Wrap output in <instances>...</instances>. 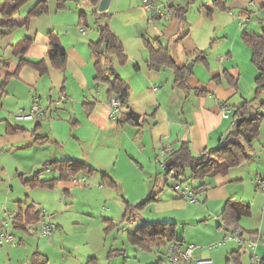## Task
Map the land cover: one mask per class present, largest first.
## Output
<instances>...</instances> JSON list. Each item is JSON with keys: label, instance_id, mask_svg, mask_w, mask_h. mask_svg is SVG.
<instances>
[{"label": "crops", "instance_id": "0c3cea01", "mask_svg": "<svg viewBox=\"0 0 264 264\" xmlns=\"http://www.w3.org/2000/svg\"><path fill=\"white\" fill-rule=\"evenodd\" d=\"M153 1L164 7L170 4L183 5L186 2V0ZM200 1L203 2L199 6L200 11L197 14L196 10L188 11L184 20L174 15L166 18L150 17L143 6V0H111L109 8L104 11L110 14L109 23L122 42L128 57L127 61L121 64L114 55L113 67L131 87L132 94L128 102L141 113L140 125L125 119V105L119 121L113 122L109 118L111 99L116 94H109L108 81L96 78V57L90 47V41H96L99 32L97 27L93 33H89L84 25L86 23L89 26V23L86 19H81V12L84 10L79 15L74 12L68 15L69 12H66L60 19L53 18V14L49 13L46 18L48 25L45 27L40 20L44 13L31 16L25 24L14 28L9 29L0 25V191L1 184L7 182L9 178L24 183V179L32 178L39 171L38 176L42 180L59 177V170L44 167V162L48 159L79 158L94 167L93 171H81L69 179L59 181L52 188L33 187L24 183L26 187L37 189H28L29 193L31 191L35 193L31 197L32 200L27 201L20 197L11 199L9 193L3 207L0 205V225L9 213L13 215L12 220L8 222L16 236L20 233L17 236L20 244L11 252L21 253L24 264H33L36 252L39 253L40 260L50 264L54 250L60 251L62 255L60 263L67 261L66 252L52 242L54 234L51 239L41 240L42 236L36 230L31 231L26 227L29 223L26 218L22 220L24 227L19 229L15 227L16 221L21 219L18 217L19 212L22 216H32V219L38 216L33 212L45 208L46 212H49L47 214L50 221L58 210L54 200L59 202L61 208H65L63 212L66 209L73 212L75 202L79 201L75 189L85 190L87 185H90L86 179L98 183L99 189L103 188L101 183L105 181L102 177L103 172L115 181V186L110 184L113 189L118 190V182H121L124 188L123 195L118 194L121 202L113 193L111 197L114 198L107 199L109 211L114 213L117 220L101 215L102 222L96 227L97 230L87 229L85 236L87 253L81 256L83 259L75 261V264H82L83 261L86 264H103L102 258L107 254L109 247L108 233L105 232L104 225L109 223L111 228L113 227L112 230L120 229L126 218L130 219L132 214L140 213L141 210L126 212L127 202H138L134 200L135 196L142 198L152 191H159L158 197L149 205L152 207L150 208L152 213L168 214L182 209L183 205L177 198H182L179 192L175 190L167 193L165 187L161 186V181L166 182L162 179V170L166 171L164 164L169 163L172 152L184 142H189L195 155L217 146L233 127V118L236 117L234 109L244 102L247 89L242 87L241 83L253 82L258 75V70L255 71L251 60L252 48L243 39V31L249 29L247 24L254 15L252 10L259 5L262 9L264 0H222L220 4L224 5V8H214L213 0ZM2 4L0 0V6ZM201 6L208 9L207 14L201 10ZM96 8L98 10V6ZM209 10L211 11L208 12ZM25 14L15 15V19L23 21L28 13ZM231 17L239 18V24L237 25V20L230 21ZM19 28H25L23 35L18 34L21 30ZM50 32L57 34L66 49L67 63L64 69L53 66L49 60ZM25 38H31L32 41L26 50H22L17 44ZM160 44L169 48L178 64H181L183 59L188 60L187 53L203 52L202 58L193 62V73L189 78L192 88L190 91L186 92L176 86L175 73L171 66L164 65L158 70L150 69L148 62L152 47L157 48ZM41 60L45 62V71L33 63ZM195 88L205 89L207 93L198 94ZM62 95L65 98L60 103ZM36 98H39L41 105L47 109V114L35 118L20 117L21 112L29 111ZM219 101L230 105L232 108L230 117L223 116ZM78 107H82L80 115L76 112ZM73 114L76 118L69 122L68 118ZM13 118L16 120L15 123ZM109 119L114 124H111ZM33 120L36 122L33 129L26 127L24 123H18ZM62 129L65 131L62 132ZM36 137L40 140L32 143ZM66 140L72 142L69 147L65 145ZM28 148L37 151L30 163L23 159L24 150ZM251 162L252 160L245 164L243 162L224 173L207 175L203 181H187L194 187L206 182L207 188L199 192V195H203V203L207 205L209 212L215 214L213 219L217 221V230L214 236L217 239L231 227L243 231L244 234L250 232L240 223L244 216L236 224L230 225L224 221V217L236 213L227 201L240 200L239 185L243 184L247 177L255 184L256 177L248 175L250 172L246 168ZM186 173L188 176L191 174L189 169ZM234 187L237 189L234 191L236 193H232ZM85 197L86 210L93 215L91 213L93 201L87 194ZM70 199L73 201L67 205ZM31 205L33 207L30 214H27ZM51 206L52 209H49ZM148 221L176 223L171 217L145 222ZM56 227L60 229V223ZM137 227L130 230L129 234L134 233ZM36 234L38 240H35ZM251 234L247 236H255ZM61 238L64 239V235ZM182 240V249L193 243L186 239ZM262 240L264 241V238ZM236 243L238 245L235 246L225 243L223 251L215 256V260L206 254L207 250L203 246V251L197 253L212 258L213 263H216L220 257L218 255L223 253L228 259L232 253L237 254L239 260H242V248L238 242ZM214 249L208 248V251ZM195 251L196 248L193 258ZM189 260L183 261V264H188ZM107 261L111 264L109 260Z\"/></svg>", "mask_w": 264, "mask_h": 264}, {"label": "rangeland", "instance_id": "374dc122", "mask_svg": "<svg viewBox=\"0 0 264 264\" xmlns=\"http://www.w3.org/2000/svg\"><path fill=\"white\" fill-rule=\"evenodd\" d=\"M4 1L5 0H2V2ZM193 2H194L193 5L190 7V10L188 11L193 12L194 10H196L197 12L195 13L197 14L200 11L199 6L203 2H201L200 0H195V1L193 0ZM35 3H36L35 0H28L22 6L21 10L19 11V14L26 15L25 13L26 12L28 13L29 9H31V7H33ZM94 9L95 7L91 5L88 0H48V11L44 12L45 15L42 16L40 20L43 23V27H45L48 25V19L46 18L49 15V13L53 14V18L55 17L57 19H60L64 14H66V12H69L68 15L71 14L70 12L78 13L79 15V13L82 10H84L87 17L86 18L87 23H89V26H87L86 28L89 31V33H93L92 31H95L97 29V26L95 24ZM201 10L207 14V10H208L207 8L204 9L201 6ZM252 14L254 15H252V17L250 18V22L247 24L249 26V29L257 33H262L264 28L261 24V20H263V25H264V9L263 8L261 9V6L259 5L257 6L256 9L252 10ZM55 15H57V17ZM149 15L150 17H152L150 12ZM228 19L229 17L227 16V20ZM234 20H237V25H238L240 19L237 17L230 18V21H234ZM24 31L25 28H22L18 34L23 35ZM186 55L188 60L183 59L181 61V64L185 63L188 65L190 62H193V60H191L190 58L196 57L195 55L188 56V53ZM255 68H256L255 71H257L256 66ZM241 85L242 87H246L247 89V92L244 96V101L252 100L256 97L257 92H256L255 79H253V82L243 81ZM258 100L264 101V91L259 94ZM59 102L62 103L60 100ZM257 103L258 101L256 102V104ZM81 109L82 107L80 108L78 107V109L76 110V112H78V115H80L79 111H81ZM74 118H76V116L73 114L71 118H68L69 122H72ZM13 122L14 123L16 122L15 118H13ZM18 123H24L26 127H30L32 129L36 124L35 120L18 121ZM110 123L114 124L112 121ZM61 131L63 132L65 130L62 129ZM67 134L68 132L66 131V136ZM68 140H66L65 143L66 147H69L70 144L72 143L71 141L68 142ZM24 151H25L24 152L25 157L23 159L29 163L32 162L34 160V155L37 152L36 149L28 148L25 149ZM251 152L253 154V158L245 161L244 164L252 160L250 165H246V168L247 171L250 172L248 175L256 177L255 184L252 181H250V179L247 177L246 180H244V183L239 185L238 187L239 188L238 195L240 199L239 201L242 203H249L251 205V214L245 215L240 223L248 231L258 230L257 234H253V235H255L254 238L258 241L259 246L257 247L256 250L252 249L251 251L242 248L243 258L238 262L234 259H231L229 261L227 258L228 256L227 255L224 256L223 253L221 255H218L220 257L216 261V263L212 262L210 264H260L257 263L253 259V257H251L252 254L257 253L261 258L264 257V241L262 240V238H264V191L257 184L258 178L264 177V118L260 122V133L258 137L252 142ZM96 175L99 176L98 173ZM162 175H163L162 179L166 180V182L164 183V181H161V186L165 187V191L167 193L168 192L172 193L173 191L175 192V190L172 188V184L174 183V177L171 176L169 173L166 174L165 170H162ZM86 180L88 183H90V185L88 184L87 185L88 187L85 190L79 188L75 189V192L78 194L77 199L79 201L75 202V205L72 208L73 212H69L67 211V209L65 210L66 212L65 211L63 212L65 208L64 207L61 208V206H59V202H55L54 200V204L57 203L58 210L56 212V215L54 214L55 217L50 219V221H52V223L55 225L53 232L54 235L52 234L54 240H52V242L55 246H58V248L60 247L63 252H66L65 259L67 262L60 263V259L62 255L60 251L54 250L51 254L52 259L50 264H75V261H78L79 259H83L81 256L87 253L86 252L87 239L85 238L87 229H89L90 231L97 230L96 227L101 225L102 222L100 221L102 220L100 219L102 218L101 215L116 219L114 213L109 211L110 206L108 205L107 199L109 200V198L111 199L114 198L111 197L112 193L114 194L115 197H118V194L120 196L123 195L124 188L121 182H118L119 188L118 190H115L107 181L101 182L103 184V188L99 189L98 183L89 181V179ZM1 188L2 189L0 191V205L2 207L4 203H6L9 193H11V199L20 197L28 201L29 199L32 200L31 197L35 194L34 191H31V193H29L28 189L37 190L36 188L26 187V185L23 182H20L18 179L12 180L11 178H9L7 182L2 183ZM112 190H114V192H112ZM235 190H237L236 187H234L232 193H236L234 192ZM156 193H157L156 197H158L160 192L158 191ZM86 194L88 195L89 199L93 201L91 206L92 207L91 213H93V215L89 214L86 210L87 208L86 205L84 204ZM131 195H135V194H131ZM147 195L143 196L142 198L139 196H135L134 200L139 202L142 199L146 198ZM36 196L37 195H35V197ZM44 198L45 196H43V199ZM177 198L183 205L182 209L178 211L171 212L168 214L152 213L150 211V208L152 207L149 206L151 203L154 202L152 201L147 206L145 205L140 213L132 214L130 219L126 218L125 222H123L120 229L115 228L112 230L113 227L111 228L110 224L106 223L104 227H105V232L108 233L107 241L109 242V247L106 254L107 257L106 255H104L105 253L103 254L104 255V257L102 258V260H104L103 264H108L107 260H109L111 264H174L168 259V248H167L168 245L155 244L145 248L143 246L144 241L142 239H139V241L135 242L134 244L133 240H130V234H129L130 230H134V228L144 223L146 220L166 219L168 217H171L172 220H176L177 237L179 239H186L187 241H192L193 243L191 244H195L197 246L195 251L196 254H194V258L192 257L193 258L192 260L188 261V264H199L197 263L198 259L207 258L200 256L198 254L199 252L203 251L202 246L204 247V249L207 250L208 253L206 252V254L213 257L215 260V256H217V254L223 251L222 248H224L225 245L224 244L219 245L215 247L214 250L208 251L207 248L208 244L220 239V238L217 239L214 236L217 230V221L216 219H213V217L215 216L214 212L212 211L209 212L207 205L203 203L204 197L202 194L199 195L198 193V198L201 199V203L191 202L186 198H180V197ZM118 200L119 202H121L119 197ZM72 201L73 200L71 199L68 200L67 205H70ZM47 204H49V201H47ZM107 207L109 209H107ZM49 209H52V206L49 207ZM92 218H96V219L92 220ZM79 221H81L82 224L81 222L79 224ZM58 223H60V229L56 227ZM86 223H88V225H86ZM232 228L235 227H231V229ZM19 234L20 233H17V236H19ZM37 235L38 234L34 235L36 238L35 240H38ZM52 235L51 237L50 236L49 237L39 236V237L41 240L44 241L47 238L51 239ZM62 235H64V239L61 238ZM245 235H249V232H246ZM256 235H258V237ZM19 242L20 241L17 237L18 245L20 244ZM228 244L230 245L232 244L233 246L238 245L236 242L234 243L233 241H228ZM14 248H16V246H14L11 243H4L0 245V264L25 263V261L21 258V253L14 254L11 252L12 249ZM50 252L51 250H49V254ZM118 252H120L121 254H117ZM69 255L71 256L68 257ZM82 264H86V263L83 261Z\"/></svg>", "mask_w": 264, "mask_h": 264}, {"label": "trees", "instance_id": "16d2710c", "mask_svg": "<svg viewBox=\"0 0 264 264\" xmlns=\"http://www.w3.org/2000/svg\"><path fill=\"white\" fill-rule=\"evenodd\" d=\"M28 0H5L0 6V25L7 28H14L19 25L26 23L31 16L40 15L48 11L47 0H36V3L31 7L27 17L23 21H17L15 19L16 13ZM91 5L95 7V24L98 27L99 38L96 41H90V47L95 54V67L97 70L96 78L98 80L109 82V94H116L123 105H125V119L134 122L128 109L131 107L129 99L132 94L129 83L118 73L113 67L112 57L116 55L121 64H124L128 57L125 53L122 42L119 37L112 29L109 18L110 14L107 12H98L97 6L100 0H88ZM222 0H213V7H223L220 2ZM193 0H186L183 5L170 4L169 7L174 10V16L180 19H185L186 14L193 4ZM264 9V5L262 6ZM209 10L208 12H210ZM210 15V14H209ZM81 19L85 20V11L81 12ZM263 25V20H261ZM86 27L88 24H84ZM50 36V49H49V60L51 64L59 69H64L67 63V52L65 47L61 44L57 34L54 32L49 33ZM243 39L251 46L252 56L251 60L257 67L258 75L255 79L257 95L252 100H245L241 105L234 109V114L237 118H242L240 125L237 126V121L233 123V127L229 130L222 138L221 142L211 148H207L203 153L195 155L192 153L189 142H184L177 150L173 151L170 155L169 167L166 168V172L169 174L170 169H174L176 174H172L175 180L182 182L201 180L203 181L207 175H214L216 173H224L231 167L238 166L243 162L253 158L251 152L252 142L255 140L260 133V122L264 118V101L258 100L259 94L264 91V29L262 33H257L250 29L243 31ZM32 39L25 38L21 40L17 45L26 50ZM195 55L196 57L193 62H196L202 58L203 52L196 51L189 53L188 56ZM36 67L45 71V62L41 60L39 62H33ZM150 69L158 70L162 66H171L175 73V84L182 88L186 92L192 88L189 83V78L193 73V68H189L187 64H178L174 56L170 53L169 48L165 45L160 44L157 48L152 47L151 56L148 62ZM112 77V78H111ZM228 77V76H227ZM229 78V77H228ZM198 94L207 93L205 89L195 88ZM258 103L256 104V102ZM263 114H262V113ZM20 130V129H18ZM40 140L36 137L32 143H36ZM44 167H52L60 171V176L57 178H51L42 180L39 178L37 172L32 178L24 179V183L29 186H39L44 188H52L56 183L63 179H69L77 175L81 171L91 172L94 167L87 161L79 158H66V159H48L44 162ZM190 170L188 176L186 171ZM103 179L109 184L115 186V181L109 177L106 172H103ZM206 182H201L199 185L194 187L195 192L199 193L204 191L207 186ZM156 191H152L147 195L146 198L142 199L137 203H126V212H133L134 210H142L144 206L148 205L156 199ZM227 204L235 209L236 213L232 216L224 217V221L230 224H236L243 216L251 213V205L249 203H242L239 201H233L229 199ZM33 205L28 207L27 214H30V210ZM225 211V210H224ZM35 218L32 216H22L19 212L18 219L15 227L19 229L24 227L22 220L26 218L29 223L37 222L40 217V210L33 212ZM243 232V231H241ZM249 233L257 234V231H250ZM254 236V235H253ZM142 239L144 241L143 246L145 248L151 245L165 244L170 246L171 243H176L182 247L183 240L176 236V223L169 221H148L139 225L134 233L130 234V240L133 242ZM167 247V248H168ZM237 254L232 253L231 259L239 261ZM33 264H46L45 261L39 259V253L34 254ZM261 264H264L262 258Z\"/></svg>", "mask_w": 264, "mask_h": 264}, {"label": "built area", "instance_id": "2783aa9c", "mask_svg": "<svg viewBox=\"0 0 264 264\" xmlns=\"http://www.w3.org/2000/svg\"><path fill=\"white\" fill-rule=\"evenodd\" d=\"M144 8L151 13L153 17L156 18H166L174 15V10L169 6H159L153 0H143ZM65 97L62 95L60 101H62ZM220 102V101H219ZM221 108L223 112V116L230 117L232 108L225 102H220ZM123 111V102L116 95L111 99V109L109 113V118L113 121H119L122 117ZM47 114V109L43 107L40 103V99L36 98L33 102L31 108L27 112H21L19 115L22 118H35V117H43ZM236 122V117L233 118V123ZM165 168H168L166 164H164ZM170 173L176 174L174 169H170ZM258 186L264 191V178H258L257 180ZM172 188L179 192V195L182 198H186L191 202L201 201L198 198V193L195 192L194 186L189 182H182L180 180H176L173 183ZM48 214L45 209L40 210V217L37 222L27 223L26 227L33 231L36 230L38 234L42 237H49L53 234L55 225L48 221ZM13 215L9 213L6 217V220L2 221L0 225V245L4 243H11L14 246L18 245L17 236L14 232L11 231L9 220H12ZM228 241H236L240 244L241 248L246 250H252L257 248L258 241L254 237H250L241 232L237 228L227 229L225 234L219 240L208 244L207 248L212 249L219 245H223ZM196 246L194 244H189L186 249H182V247L178 246L176 243H171L168 247V259L174 264H183V261L189 260L193 257V252ZM253 259L257 263H261L262 258L257 254H252ZM212 258H201L197 260L199 264H208L212 263Z\"/></svg>", "mask_w": 264, "mask_h": 264}, {"label": "water", "instance_id": "95a60500", "mask_svg": "<svg viewBox=\"0 0 264 264\" xmlns=\"http://www.w3.org/2000/svg\"><path fill=\"white\" fill-rule=\"evenodd\" d=\"M110 2L111 0H100L99 4H98V11L100 12H104L106 11L108 8H109V5H110ZM189 68H192L193 67V62H190L188 65H187ZM262 113V112H261ZM129 114L130 116L132 117V119L134 120V122L137 124V125H140L141 124V121H140V118H141V113H139L137 110H135L133 107H130L129 108ZM263 114V113H262ZM242 118H237L236 121H237V126L240 125V122H241ZM168 167H169V163L166 164Z\"/></svg>", "mask_w": 264, "mask_h": 264}]
</instances>
